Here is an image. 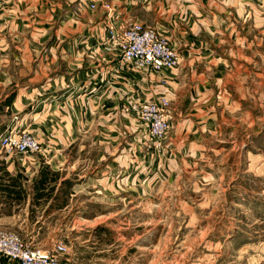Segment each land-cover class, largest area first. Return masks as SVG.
Returning <instances> with one entry per match:
<instances>
[{
	"label": "crops",
	"instance_id": "0c3cea01",
	"mask_svg": "<svg viewBox=\"0 0 264 264\" xmlns=\"http://www.w3.org/2000/svg\"><path fill=\"white\" fill-rule=\"evenodd\" d=\"M0 13L5 16L1 21H11L8 35L33 37L36 50L33 55L23 51L30 72L22 76L25 81L6 115L22 114L6 127L43 134L49 148L30 161L16 160L0 149V165L7 173L0 175V228L9 230L36 195L47 213L54 198L55 228L76 231V236L86 229H106V201H134L141 208L146 199L150 212L189 215L181 237L172 232L160 241L153 226L149 244L158 250H151L150 257L136 256L134 264H264V238L238 236L245 223L240 213L260 214L264 225V151L256 163L254 142L256 130L264 135V0H5ZM127 20L155 27L179 52L180 65L147 72L123 64L105 38L110 25ZM159 95L168 98L174 119L167 140L170 172L163 178L159 172L145 174L143 160L149 157L137 154L143 149L137 143L128 150L121 136L119 142L79 140L121 131L137 116L131 102ZM126 99L130 114L121 113ZM255 99L261 100L262 112H255ZM69 149L84 154L86 163L64 171ZM94 149L99 151L91 155ZM260 163L261 172H253V165ZM46 167L62 170L51 198H44L47 188L31 186L32 179L46 184L52 178L44 173ZM255 177L261 178L258 190L251 188L250 178ZM197 186V191L204 188L202 195L194 199L187 193L181 207L160 203L180 197L175 188L193 193ZM18 196L25 197L23 203H16ZM64 198L65 204L60 203ZM203 211L213 213L214 219H200L196 214ZM49 218L39 221L37 234L49 228ZM250 221L258 228V221ZM122 237L126 242L127 236ZM67 238L58 235L55 245ZM233 243L226 263L224 249ZM160 244L173 247L163 252ZM67 249L61 261L75 264V252L70 255ZM0 264L15 263L1 258Z\"/></svg>",
	"mask_w": 264,
	"mask_h": 264
},
{
	"label": "rangeland",
	"instance_id": "374dc122",
	"mask_svg": "<svg viewBox=\"0 0 264 264\" xmlns=\"http://www.w3.org/2000/svg\"><path fill=\"white\" fill-rule=\"evenodd\" d=\"M105 7L107 9L112 8L110 5L105 4ZM90 8L95 9V4H90ZM5 9V0H0V12H2ZM1 14V13H0ZM5 16L0 17V136L5 133L8 128L6 127L7 124L13 120H18L19 115L22 114L20 111L16 115L12 113L10 115L12 117H8L6 115V112H9V106L12 103L14 96L16 92L19 89V86L24 83L25 80H23V75H28L30 72V69L24 65V61H27V56L23 55V51H29L31 55L35 53V49L33 47L35 46L33 37H17V36H11L8 35V29L11 26V21L1 19ZM127 21H137V20H127ZM125 22V21H124ZM140 22V21H137ZM142 23V22H141ZM144 24V23H143ZM120 27L122 26L121 23H115L108 27L107 30V37L105 38L111 47L115 48L119 54L120 60L122 58V51L121 47L116 46L112 39L110 38V29L112 26ZM146 26H150L147 24H144ZM153 27V26H152ZM155 28V27H154ZM37 41V40H36ZM37 45V44H36ZM109 48V47H108ZM10 49V54H8L6 51ZM28 54V52L26 53ZM35 57V56H34ZM31 62H33V58L30 59ZM35 65V63H32L30 68H32ZM129 67V66H128ZM18 83V84H17ZM164 103L167 102L168 107L170 106V102L168 98L164 95L159 96H153L150 98L141 97L136 102L137 107V116L133 117L134 121L128 119V121L125 123V127L117 132H113V134L109 135L108 132H106L105 138H93L91 135L89 136H82L79 138V140H106V141H117L120 136V141H124V145H126V148L129 150L132 144L137 143V145L142 146V150H137L138 152H142L143 155L148 156L149 160H143V165L145 167L144 170L145 174L149 175L152 173L159 172L160 176L159 178H163V176H166V173L170 172L168 170V158L170 156V152H168V143L167 140L169 136L171 135L172 128L174 125V119L171 117V126L169 129L168 134L163 138H156L152 137L149 134V128H148V122L143 119L141 109L145 105V103ZM127 99L124 100V102L121 105V113L123 114H130L132 113L130 110L126 109ZM255 104V112H262V104L261 100L254 101ZM133 105V104H132ZM160 105V104H159ZM131 117V116H129ZM259 119L258 122L261 124L262 117L257 116ZM138 123V126L136 128V124ZM257 127V124H256ZM138 130L137 134L132 133L133 130ZM31 133V132H30ZM35 133V132H34ZM112 133V132H111ZM33 134V133H32ZM36 139L39 140L41 144V148L38 152L28 155L27 157L18 156L16 157V160H19L18 158L30 161L31 159L35 158L37 156V153L39 154L41 151L47 153V150L49 148H46L47 146L44 145L42 137H45L43 134L35 133L33 134ZM115 138V139H114ZM254 142L256 145V163L258 161L261 162V156L262 151H264V135L263 133H258L256 130V136L254 138ZM107 143V142H106ZM91 155L96 154L99 149L90 150ZM68 158L64 162L66 164V168L70 167L71 164L78 165L81 163H86L85 155L80 154V156L77 153L76 149L73 150H67ZM259 156V157H258ZM33 157V158H32ZM94 158V156H91ZM21 162V161H20ZM17 163V162H16ZM159 164V165H158ZM254 171L253 172H261V163L259 166L253 165ZM78 167V166H77ZM76 167V168H77ZM258 168V169H257ZM5 167L0 165V175L7 174L6 170H4ZM143 170V171H144ZM62 171V170H61ZM61 171L57 170H51L50 167H46L44 169V173L47 172L48 175H53L52 178L49 177L48 182L45 184L44 181H40L39 183H36L35 180L32 179L31 186H34V188H47L46 196L44 198H51L54 194V186H55V180L59 177V173ZM64 171H70L69 168L65 169ZM229 171V169L227 170ZM251 179V188L258 190L262 186L261 181H259L261 178L255 177L250 178ZM182 184V182H180ZM189 183L193 184L192 181ZM195 184L203 183L202 185H205L207 182H201V181H195ZM214 183V181L210 182ZM176 182H174V186L176 187ZM254 187V188H253ZM198 190V186L195 189V191L192 192H186L183 189L175 188L176 194H178L180 197H173L169 198L164 201V198L160 200V203L163 204H169L174 206L181 207L183 205V200H186L187 193L191 194V198L198 199L199 196L202 195L203 189L200 191ZM185 192V193H184ZM39 194V193H38ZM40 197L37 195L33 198H30V204L28 207L25 208L26 211L21 210L20 216L17 217L16 220L13 221V225L11 228L4 229L0 228V230L4 231H12L17 233L20 237H24L27 240L33 241V245L36 247H40L45 250H51L53 251L56 246L59 244V242L55 245L56 239L58 235L64 234V236L68 235V240L70 241H64L67 243L68 248H70V255L74 253V256L76 258L75 264H134V258L136 256H142L145 255V257H150L149 254L151 250H154L157 252V247L154 245L152 246L150 241L154 239L152 235H150V229L153 226H157L155 229V232H159V238L160 241L166 240L167 236H169L172 232L173 233H179L180 237L182 236V228L184 226V221L186 223L188 219V213H182V212H165L164 209L159 211H153L150 212L151 209V202H147L146 199L142 202L141 206H136V203L134 201H120L119 199L115 198L110 201H106V229H86L82 230L78 236H76V231H70V230H63L62 232L57 230L55 228V218L56 214L54 212V198L52 197L50 205H48L47 210L51 211L47 213L45 211V205L41 204L42 201L38 200ZM25 197L18 196L15 198L16 203H23V200ZM67 199L64 198L60 201L65 204V201ZM164 201V202H163ZM43 202H45V199H43ZM16 210H20L22 208L16 207ZM110 211V212H108ZM74 213V212H73ZM200 213V214H199ZM196 215H200L203 221L206 220V217L208 220H213L214 215L213 213L210 214L207 211L199 212ZM71 214L72 213H68ZM51 215V216H49ZM77 215V213L73 214ZM194 215V214H192ZM46 216H48L49 221L47 222V227L45 228L40 234H37L39 224H41L39 221H43ZM59 218H61V212L57 214ZM66 214H63V219L65 218ZM240 218L242 219L244 223V227L242 226L241 229H239L240 239H247L248 237H259L260 239L264 238V225L261 224L262 216L258 213L254 214L252 212L248 213H240ZM68 220L70 221V216H68ZM251 219L254 221H258L260 224H256L255 226L258 228H252L251 222H247V220ZM66 219V218H65ZM20 225H18V224ZM185 227V226H184ZM192 227V226H191ZM192 231L194 228L191 229ZM226 234L228 235L231 230L228 228L226 230ZM126 233V234H125ZM143 233L144 237L141 239L139 237ZM126 235L127 241L125 242V238L122 237ZM34 236V237H33ZM71 237L75 239H71ZM79 237V238H78ZM66 238V237H65ZM105 238L106 240H103ZM87 240L86 243H83L84 240ZM138 241V242H136ZM62 242V244L65 245V243ZM148 243V244H144ZM162 244H160L161 247ZM170 245V244H169ZM66 246V245H65ZM66 246V247H67ZM173 244H171L169 249H172ZM168 248L161 247L160 250L163 252H166ZM235 244H228L226 246L225 255L228 253V258L225 261L228 263L231 260V254L234 253ZM68 250V249H67ZM67 252V251H66ZM156 252L152 255L153 258L156 255ZM146 253V254H145ZM142 254V255H141ZM69 255V256H70ZM144 257V258H145ZM161 261V260H160ZM159 261V264H168L166 262L162 263ZM145 262V261H143Z\"/></svg>",
	"mask_w": 264,
	"mask_h": 264
},
{
	"label": "built area",
	"instance_id": "2783aa9c",
	"mask_svg": "<svg viewBox=\"0 0 264 264\" xmlns=\"http://www.w3.org/2000/svg\"><path fill=\"white\" fill-rule=\"evenodd\" d=\"M121 24L120 27H111L110 38L121 47L123 64L147 72H160L180 65L179 52L156 28L137 21ZM141 112L152 137L163 138L168 134L172 112L167 102H147ZM40 148L39 140L32 133L16 125L0 137V149L15 157H27ZM66 251L67 247L62 243L53 251H47L24 241L15 232L0 230V260L6 258L15 264H63L61 257Z\"/></svg>",
	"mask_w": 264,
	"mask_h": 264
}]
</instances>
